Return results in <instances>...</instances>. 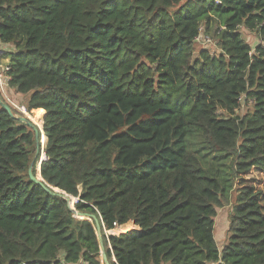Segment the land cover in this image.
I'll return each instance as SVG.
<instances>
[{
  "label": "trees",
  "instance_id": "16d2710c",
  "mask_svg": "<svg viewBox=\"0 0 264 264\" xmlns=\"http://www.w3.org/2000/svg\"><path fill=\"white\" fill-rule=\"evenodd\" d=\"M243 30L264 38V0H0L9 86L45 117L42 176L99 217L110 264H264V45ZM35 156L0 105V264H104Z\"/></svg>",
  "mask_w": 264,
  "mask_h": 264
},
{
  "label": "water",
  "instance_id": "95a60500",
  "mask_svg": "<svg viewBox=\"0 0 264 264\" xmlns=\"http://www.w3.org/2000/svg\"><path fill=\"white\" fill-rule=\"evenodd\" d=\"M0 105H2L9 112V114L12 117L22 121L23 123H26L31 128H33L34 131H35L36 155H38L42 151V155L44 153V156H41V159H40L39 163L38 162L36 163L35 159L31 162V164L29 166V170H28V174H29L30 178L33 181H35L36 183L40 184L47 192L65 197L68 200V204H69L70 208L73 210L75 216L95 221V223H96V232H97L99 243H100L102 259H103L105 264H110V261L108 259L107 253L105 251V244H104V238H103V232H102V225H101L99 217L95 213L82 212V211L77 210L75 208V205L74 206L72 205V197H74V196L67 194L64 190L60 189L59 187H55V186L51 185L42 176L41 165H42V162L47 158V155H46V152H45L44 148L46 147V144H47V141H48V137L45 134L44 127H43L44 126L45 117L43 119V126L41 127L37 123H35L30 117H28L27 115H25V114H16L15 109L13 108V106L8 101H6L5 98L2 96L1 89H0ZM44 134L47 137V141H46L45 146H44V143H43ZM35 165H39L40 166L38 175H36L34 173ZM76 201H77V199L75 200V202Z\"/></svg>",
  "mask_w": 264,
  "mask_h": 264
},
{
  "label": "rangeland",
  "instance_id": "374dc122",
  "mask_svg": "<svg viewBox=\"0 0 264 264\" xmlns=\"http://www.w3.org/2000/svg\"><path fill=\"white\" fill-rule=\"evenodd\" d=\"M243 33L245 35L246 40L249 43H251L253 49L257 44L264 45V38H261L260 36H258V34H256L254 31H249V30L244 31L243 30ZM208 46L211 47V51H215V52L219 51V48L217 47L215 40L210 35L206 34L202 30L201 37L199 40H197V48L200 49V48L208 47ZM6 56H7L6 54H3L0 51V64L1 65H4L6 63ZM9 60H11V58ZM7 75L9 76V74H7ZM8 85H9V83H8ZM21 95H23L25 97V100L28 99V95H25V94H21ZM6 101H8L13 106L16 114H25L26 115V111H27L26 102L18 100L20 103L24 104V105H21L18 103V101H15L16 104L15 103L12 104L9 100H6ZM22 106H24V110H22V108H23ZM245 107H246V105L243 104V107L241 110L245 111L247 109ZM30 114H33V113H30ZM38 121H39L38 124L41 125L40 119ZM194 137L195 138L192 139L191 142L193 143L195 152H198L199 154H202V156H204L205 150H204V148H202V138H201L200 134L197 133L194 135ZM37 156L38 155H36L34 157L35 161H36ZM41 156H42V153H41ZM40 159H41V157H40ZM40 159L38 161H36V163L37 162L39 163ZM228 164H229V162H228ZM235 196H236V191L232 190L230 192L231 202L225 203V206L220 208L219 214L216 218L217 219L216 220V226H215L216 227V238H217L218 242L222 245H224V243L226 242V231H227L228 223H229L228 215L233 208V202H234ZM76 199H77V197H72V205L73 206L75 204ZM115 230L117 231V229H115ZM105 231H106V229H105ZM107 232L110 234L112 232V230L108 229Z\"/></svg>",
  "mask_w": 264,
  "mask_h": 264
},
{
  "label": "crops",
  "instance_id": "0c3cea01",
  "mask_svg": "<svg viewBox=\"0 0 264 264\" xmlns=\"http://www.w3.org/2000/svg\"><path fill=\"white\" fill-rule=\"evenodd\" d=\"M11 47L12 46H5V47H1L0 48V51L3 53V54H6L7 56H6V63L4 64V65H6V64H10V61L11 60H9L10 58H11V56H10V54H9V52L11 51ZM10 57V58H9ZM0 89H1V92H2V96L6 99V100H9L12 104L13 103H15L16 104V102L15 101H18V100H21V101H23V102H26L27 100H25V97L23 96V95H21V94H19L18 92H16L13 88H11L9 85H6L5 87H4V89H2V87H0ZM18 99V100H17ZM18 103L19 104H21V105H24L23 103H20L19 101H18ZM216 220L217 219H215V226H216ZM136 227V226H135ZM134 228V227H133ZM122 232H124V231H122ZM119 233V232H118ZM118 233H113V232H111L110 234H118ZM121 233V232H120ZM103 260V259H102ZM104 262V261H103ZM105 264V263H104Z\"/></svg>",
  "mask_w": 264,
  "mask_h": 264
},
{
  "label": "built area",
  "instance_id": "2783aa9c",
  "mask_svg": "<svg viewBox=\"0 0 264 264\" xmlns=\"http://www.w3.org/2000/svg\"><path fill=\"white\" fill-rule=\"evenodd\" d=\"M201 37V34L198 36L197 40H199ZM0 45H1V37H0ZM10 70V66L9 64L6 65H1L0 64V87H2V89H4V87L6 85H8V82L10 80V76H8V71ZM22 110H24V106H22ZM108 230L106 229V233L109 234L107 232ZM209 264H216L215 262H211Z\"/></svg>",
  "mask_w": 264,
  "mask_h": 264
},
{
  "label": "bare ground",
  "instance_id": "6f19581e",
  "mask_svg": "<svg viewBox=\"0 0 264 264\" xmlns=\"http://www.w3.org/2000/svg\"><path fill=\"white\" fill-rule=\"evenodd\" d=\"M28 117H30L31 118V116H29L28 114H26ZM32 119V118H31ZM33 120V119H32ZM34 121V120H33ZM35 122V121H34ZM38 124V123H37ZM43 124V122L41 121V125ZM39 125V124H38ZM41 125H39V126H41Z\"/></svg>",
  "mask_w": 264,
  "mask_h": 264
}]
</instances>
